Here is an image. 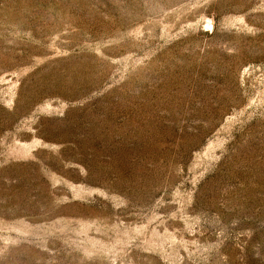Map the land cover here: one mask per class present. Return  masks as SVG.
Wrapping results in <instances>:
<instances>
[{"label": "rangeland", "instance_id": "1", "mask_svg": "<svg viewBox=\"0 0 264 264\" xmlns=\"http://www.w3.org/2000/svg\"><path fill=\"white\" fill-rule=\"evenodd\" d=\"M0 264H264V0H0Z\"/></svg>", "mask_w": 264, "mask_h": 264}]
</instances>
